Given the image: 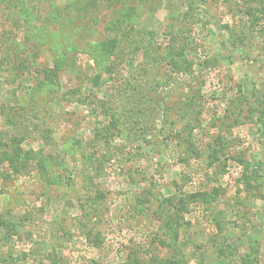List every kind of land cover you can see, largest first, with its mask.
Returning <instances> with one entry per match:
<instances>
[{"label": "rangeland", "instance_id": "obj_1", "mask_svg": "<svg viewBox=\"0 0 264 264\" xmlns=\"http://www.w3.org/2000/svg\"><path fill=\"white\" fill-rule=\"evenodd\" d=\"M245 1L0 0V138L53 158L18 174L0 146V264H264V0ZM85 172L105 193L86 225Z\"/></svg>", "mask_w": 264, "mask_h": 264}, {"label": "trees", "instance_id": "obj_2", "mask_svg": "<svg viewBox=\"0 0 264 264\" xmlns=\"http://www.w3.org/2000/svg\"><path fill=\"white\" fill-rule=\"evenodd\" d=\"M249 1H251V0H247V2H249ZM247 2L245 1L244 5L247 4ZM250 9H251L250 5H248V7H244L245 13L249 15L248 20L250 21L251 25H256L257 23H259L258 21H260L261 17L257 14L256 11H252ZM195 99H198V96L195 97V98L190 99L187 102H184L181 105L180 110H179V111H181V113H180L179 117L177 118V120H180V119L187 120L188 118H190V119L192 118V113H191L193 111L192 110V106H193V104H196V105L198 104V102H196ZM16 124H18V123H16V122L13 123L12 127L10 126V124H8V126H10V130L11 131H14L15 133H19L20 132V128ZM101 129H104V128H100L99 130H101ZM178 132L176 134L177 135L176 138L181 136V134H180L181 131L179 130ZM14 136H16V135H14ZM180 139L182 140V143L185 146L184 149H183V157L182 158L186 159V157H188V156H190V154H192L191 145L193 143L190 142V140L187 141L188 139L184 140L181 137H180ZM6 141H7V139L0 138V146L2 147V151L1 152L4 155V157L9 160L10 164L13 166V169L18 174L30 173V171L34 170V169H30V168L37 166L38 169H40V171L42 173V176L44 174L49 175V173H48L49 171L46 168L47 166L44 165V164H45V162H49L50 160L53 161L52 157H44L43 154H40L39 156L34 157L35 162L32 161V163H31V161L27 160V158H28L27 156L10 154L6 150V147L8 146V143ZM110 141H111V143L107 147V151H108L107 154L110 155V156H113L114 153H116L115 150H114V148H115L114 146H116V145L113 144V140H110ZM193 150H195V149H193ZM198 151L200 153H203L200 150H198ZM104 154L106 155V153H104ZM45 171H46V173H44ZM89 177H92L91 175H89V173L86 174V172H85L83 174V181H84V184H85L84 186L86 187L87 191L89 192L88 193V199L90 201L89 203H87V205H84V217H85L84 224L85 225H86V221L90 222L93 216L96 217V215L99 214V212L102 209V205L104 204V200L103 199L105 198V193L104 192L98 190V188L95 191V188L87 186ZM172 226H173L172 224H169V228L170 229H172ZM154 239H157V237H154ZM95 244H97V243H95ZM131 252L132 253L129 252V254L127 255L128 256V262L125 261L122 264H135V262L137 260L136 261L133 260V256H135L137 258L142 257L141 255L138 254L139 251L137 252L136 250H132ZM151 256H153V255H151ZM142 258H144V257H142ZM153 260H154V258L151 260V262H153ZM164 264H177V262L174 261V260H169V261L164 262Z\"/></svg>", "mask_w": 264, "mask_h": 264}, {"label": "crops", "instance_id": "obj_3", "mask_svg": "<svg viewBox=\"0 0 264 264\" xmlns=\"http://www.w3.org/2000/svg\"><path fill=\"white\" fill-rule=\"evenodd\" d=\"M49 176V175H48ZM72 176V178H73V176H75V175H71ZM77 176V175H76ZM77 186H75V188H76ZM82 190H84V188L82 187V189H81V191ZM57 224H59L61 227H64L63 226V224L62 223H57ZM2 225V226H1ZM0 226L2 227V230H4V231H7V226H6V224H2V223H0ZM19 227L20 226H17V228L19 229ZM64 229V228H63ZM53 263L52 264H54V262L55 261H52ZM3 263V262H2Z\"/></svg>", "mask_w": 264, "mask_h": 264}]
</instances>
